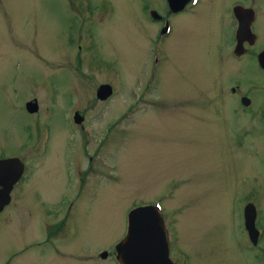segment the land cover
<instances>
[{"label":"rangeland","instance_id":"rangeland-1","mask_svg":"<svg viewBox=\"0 0 264 264\" xmlns=\"http://www.w3.org/2000/svg\"><path fill=\"white\" fill-rule=\"evenodd\" d=\"M147 1L0 0V154L32 164L0 206V264H118L127 210L154 201L186 264H263L241 207L257 194L264 224V114L229 86L259 111L264 74L196 20L155 42Z\"/></svg>","mask_w":264,"mask_h":264},{"label":"flooded vegetation","instance_id":"flooded-vegetation-1","mask_svg":"<svg viewBox=\"0 0 264 264\" xmlns=\"http://www.w3.org/2000/svg\"><path fill=\"white\" fill-rule=\"evenodd\" d=\"M162 5L163 7L159 8L153 1H147L141 7L143 12L142 16L145 19L148 16L150 20L158 23L152 36L155 42L163 43V46L166 48L167 35L173 31L175 25L180 27L178 25L180 23L183 25L182 27H185L184 25L187 23L196 20L202 26L209 25L210 29H225L227 42L230 45V51H232L233 55L236 58H240L245 51H248V56H251L252 59L254 58L258 69L264 74V67L260 66L256 60L257 54L260 51H264V0H209V4L206 5L205 0H164ZM91 13L87 12L86 15H83L82 20L86 21V18ZM175 19L177 20L175 21ZM90 35V32H88V36ZM240 86L241 83L237 80L229 86L231 92L235 94V98L241 104L240 108L243 110L247 109L253 113L258 112L256 115L264 114V85L263 90H261V98L263 101L260 103L259 111L255 109L254 101L256 97L253 96V93L242 90ZM82 122H84L83 116H81L79 123L80 127L83 125ZM98 151H100V148L96 147L95 152ZM9 156L16 157L19 161L5 165L0 163V193H7L10 199L11 192L17 183L19 181L22 182L23 177L29 174L30 169L32 170V164L31 161L25 159L23 156ZM3 158H6V155L0 154V159ZM16 159L14 160L17 161ZM20 169V175H16L13 179L12 176L18 174ZM245 196L246 199L243 201L241 207L242 223L245 207L249 208L253 214L251 224H248L247 220L248 225H246L244 220L243 230L247 240L246 242L249 248L256 250L258 261L264 264V241L262 242L264 224L261 217L262 203L257 194L251 195L247 193ZM167 227L169 228V225L165 224L166 234ZM171 233L172 231L169 230L166 235L168 239V254L173 251L177 259L181 261H176V263L186 264L185 260L178 257L177 252H175V244L172 241ZM51 248L57 250L54 245Z\"/></svg>","mask_w":264,"mask_h":264},{"label":"water","instance_id":"water-1","mask_svg":"<svg viewBox=\"0 0 264 264\" xmlns=\"http://www.w3.org/2000/svg\"><path fill=\"white\" fill-rule=\"evenodd\" d=\"M258 63L264 67V51L257 54ZM106 92L100 97L105 98L110 92V86L104 84ZM29 102H26V106ZM36 103L29 105L30 111L35 110ZM76 114V113H75ZM79 120V118H78ZM16 158L0 160L2 165L16 162ZM13 175L12 178L16 177ZM12 181V180H11ZM8 201V194L0 193V206ZM253 214L245 207V224H251ZM248 220V224H247ZM115 258L119 264H174L167 255V241L163 229L162 217L151 204L132 207L126 214V230L124 235L114 244ZM104 251L101 255H104Z\"/></svg>","mask_w":264,"mask_h":264}]
</instances>
